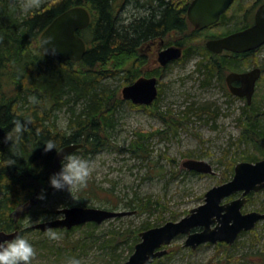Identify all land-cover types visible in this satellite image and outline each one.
<instances>
[{
    "label": "rangeland",
    "instance_id": "obj_1",
    "mask_svg": "<svg viewBox=\"0 0 264 264\" xmlns=\"http://www.w3.org/2000/svg\"><path fill=\"white\" fill-rule=\"evenodd\" d=\"M54 1L15 0L17 15L22 17ZM114 1L121 23L129 25L147 16L162 0ZM262 3L264 0H237L227 14L232 20L210 33L237 30L246 16H254ZM168 39L176 41L175 38ZM147 44L139 48L146 62L141 70L143 73L148 69L161 71L155 76L160 94L156 109L181 119L177 129H170L154 113L150 108L153 104L145 106L150 108L147 109L132 106L130 101L124 100L116 113L108 147L96 154L75 153L90 161L91 172L86 187L75 190L72 195L67 189H54L44 199L31 197L12 214L14 221L21 222L23 235L35 247L36 255L31 264H66L73 256L79 258L81 264H114L118 259L124 263L133 250L129 243L122 242L113 249L108 248L105 240L112 233L137 231L147 224L154 228L179 221L205 203L209 190L232 180L235 166L250 162L242 160L246 155L264 158L252 146L239 143L242 128L238 118L246 100L231 97L218 80L204 86V75L198 71L199 55L195 54L185 62H171L166 70L154 65V51L146 50ZM254 64L264 66V46L242 67L249 69ZM124 81L118 77L104 81V85L123 99L122 90L127 86L123 85ZM254 102L264 114V73L256 87ZM70 118L71 112L63 108L54 112L53 121L58 129L68 131ZM262 121L264 123V115ZM140 135L147 139L144 149L135 154L132 144ZM187 160L206 161L214 174L186 169L183 164ZM147 198L153 204H159L151 205L150 211L129 205L133 200ZM77 206L131 214L101 224L87 223L71 230L56 229L61 236L55 240L35 228L40 223L61 218V210ZM253 211L264 212V189L248 196L242 212ZM186 239V235L177 237L166 247L168 254L152 264H264V221L258 222L251 231L241 233L235 243L227 244L225 248L207 243L194 250L185 246Z\"/></svg>",
    "mask_w": 264,
    "mask_h": 264
},
{
    "label": "trees",
    "instance_id": "obj_2",
    "mask_svg": "<svg viewBox=\"0 0 264 264\" xmlns=\"http://www.w3.org/2000/svg\"><path fill=\"white\" fill-rule=\"evenodd\" d=\"M191 1L162 0L154 6L150 3L153 8L147 16L125 25L118 18L114 0H56L22 17L17 15L15 0H0V231L18 230L23 235L21 222L14 221L12 214L31 197L39 198L41 193L46 197L55 189L49 177L58 172L53 165L57 150L69 144H83L78 151L96 154L108 147L116 113L124 100L116 91L105 87L104 81L119 77L126 81L123 85H129L140 78L146 62L139 48L144 44L159 37L175 38V42L168 41L167 45L179 44L185 48L177 62H185L195 54L201 57L198 71L204 75V86L215 80L224 81L228 72L241 69V58L255 56V52L233 56L214 54L205 46L210 38L248 28L253 23V15L246 16L235 31L213 34L210 32L232 20L227 15L229 11L217 24L196 29L187 18ZM77 6L88 9L92 18L89 27L79 32L87 43V52L80 62L60 61L42 50L39 37L56 17ZM33 95L36 102L29 99ZM157 100L150 108L170 129L176 130L181 119H175L173 113L162 114L156 109ZM63 108L71 112L68 131L58 129L53 121L54 112ZM263 115L253 102L246 104L238 122L242 128L239 143L252 146L264 157ZM16 121L24 122L22 133L15 131ZM144 137L140 135L133 142V153L144 149L147 139ZM48 140L55 142L57 150L44 151ZM242 160L257 162L261 159L248 154ZM155 204L149 198L129 203L143 211H150ZM151 226L114 232L105 240L106 246L113 249L121 242L129 243L134 251L140 233ZM217 245L228 246L226 243ZM120 262L122 260L118 259L114 264Z\"/></svg>",
    "mask_w": 264,
    "mask_h": 264
},
{
    "label": "water",
    "instance_id": "obj_3",
    "mask_svg": "<svg viewBox=\"0 0 264 264\" xmlns=\"http://www.w3.org/2000/svg\"><path fill=\"white\" fill-rule=\"evenodd\" d=\"M235 0H192L187 9V18L196 29H206L217 24L227 13ZM91 14L85 7H73L58 17L41 33L39 44L49 56L60 61L80 62L87 52V43L79 34L91 24ZM264 45V3L260 5L254 17V23L246 29L221 38L210 39L206 48L215 54L224 51L248 53ZM182 49L170 47L160 53L158 58L162 66L181 59ZM262 72L259 68L245 73L232 72L227 76L230 92L237 97L246 98L251 104L256 91L257 81ZM239 81L241 86L234 88L232 82ZM159 96L156 77H140L122 90L123 100L134 105L150 106ZM83 144H69L57 152L53 159L55 168L61 166V160L67 153H75ZM60 149V150H61ZM184 167L198 173L214 174L212 166L206 161L187 160ZM264 189V158L257 162H240L235 166L233 179L213 187L205 195V203L194 208L179 221H170L160 227L150 228L140 233V241L135 245L129 259L120 264H152L168 254L165 248L177 237L186 235L185 246L196 249L203 244L226 243L231 245L243 232L254 229L258 222L264 221V212L243 213L248 195ZM240 194L238 198L231 199ZM62 217L40 223L35 226L45 232L47 227L71 230L87 223L101 224L106 220L130 215L92 207L65 208L59 212ZM197 229V230H196ZM199 229V230H198ZM20 234L0 231V240H7Z\"/></svg>",
    "mask_w": 264,
    "mask_h": 264
},
{
    "label": "clouds",
    "instance_id": "obj_4",
    "mask_svg": "<svg viewBox=\"0 0 264 264\" xmlns=\"http://www.w3.org/2000/svg\"><path fill=\"white\" fill-rule=\"evenodd\" d=\"M30 101L36 102L37 98L33 95L29 97ZM25 124L22 121H16L14 124L15 131L19 134L24 130ZM56 149L53 140L45 143L44 151ZM57 150V152H61ZM90 161L75 153H67L61 160V168L58 172L53 173L49 177L50 185L57 189H67L70 194L79 189L86 187L90 176ZM44 199L43 193L39 196ZM45 234L49 239H59L61 233L56 231V227H47ZM36 255L34 245L24 235L17 234L11 239L0 240V264H31L33 257ZM66 264H81V260L77 257H70L66 260Z\"/></svg>",
    "mask_w": 264,
    "mask_h": 264
},
{
    "label": "flooded vegetation",
    "instance_id": "obj_5",
    "mask_svg": "<svg viewBox=\"0 0 264 264\" xmlns=\"http://www.w3.org/2000/svg\"><path fill=\"white\" fill-rule=\"evenodd\" d=\"M236 1L237 0H235V2L234 3H236ZM233 3V4H234ZM260 6V5H259ZM258 6V7H259ZM231 7H233V5L231 6ZM257 7V8H258ZM254 17H255V14H254ZM253 23H254V19H253ZM252 23V24H253ZM251 24V25H252ZM227 36V35H226ZM222 37H224V36H222ZM217 38H221V37H217ZM210 39H215V38H210ZM210 39H208V40H210ZM168 40L169 39H165V38H161V37H159V38H156V39H154V40H151V41H149L148 42V44H147V48H146V50H148V51H154L153 52V56H155L154 57V65H159V67H161V68H163V69H166V67L170 64H168L167 66H162L160 63H159V61H158V58H159V56H160V53L162 52V51H164V50H166V49H168V48H170V47H178V48H180V49H182V51H183V55H184V53H185V48H184V46H182V45H179V44H170V45H167L168 44ZM207 40V41H208ZM206 41V42H207ZM205 42V43H206ZM142 48V47H141ZM257 51L258 50H255V51H251V52H255V54L257 53ZM143 52H144V50H143ZM248 53H250V52H248ZM215 54V53H214ZM223 54H229V56H233V54L234 55H240V53H234V52H229V51H224V52H222L220 55H223ZM242 55L243 54H245V53H241ZM183 57V56H182ZM252 57H246V58H241L240 59V62H241V64H245L246 62H248V60H250ZM256 68H259L260 70H261V72H262V75H263V73H264V66L263 65H261V64H258V65H253L252 66V68H249V69H245L244 67H241V69H239V70H234V71H231V72H228L226 75H225V78H224V81H222V82H220V84H221V87L222 88H224V90L226 91V92H228V94H230L231 95V97H234V98H238V99H240V97H237L236 95H234V94H232L231 92H230V87H229V85H228V83H227V76L230 74V73H232V72H236V73H245V72H249V71H251V70H253V69H256ZM167 70V69H166ZM155 71H158L159 73L161 72V71H159V70H154V69H148L146 72H144L143 73V76L144 77H148V78H151V77H155V76H147V74L148 73H155ZM262 75H261V77H262ZM142 77V76H141ZM261 77H260V79H261ZM157 78V77H156ZM158 79V78H157ZM260 79L257 81V84H256V87H257V85H258V83H259V81H260ZM223 85V86H222ZM232 86L234 87V88H238V87H240L241 86V82H239V81H234V82H232ZM158 89H159V86H158ZM256 92V91H255ZM229 96V95H228ZM241 99H244V100H246V103L247 104H249L248 103V100L246 99V98H241ZM255 101V94H254V96H253V99H252V102H251V104L253 103ZM251 104H249V105H251Z\"/></svg>",
    "mask_w": 264,
    "mask_h": 264
},
{
    "label": "bare ground",
    "instance_id": "obj_6",
    "mask_svg": "<svg viewBox=\"0 0 264 264\" xmlns=\"http://www.w3.org/2000/svg\"><path fill=\"white\" fill-rule=\"evenodd\" d=\"M126 82V81H125Z\"/></svg>",
    "mask_w": 264,
    "mask_h": 264
}]
</instances>
